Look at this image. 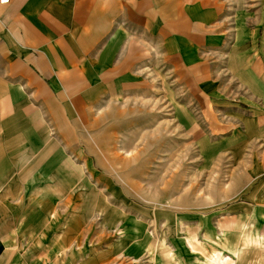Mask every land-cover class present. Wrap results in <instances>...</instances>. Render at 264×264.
<instances>
[{
  "label": "rangeland",
  "instance_id": "1",
  "mask_svg": "<svg viewBox=\"0 0 264 264\" xmlns=\"http://www.w3.org/2000/svg\"><path fill=\"white\" fill-rule=\"evenodd\" d=\"M229 2L260 14L258 0ZM4 41L0 237L12 264H232L245 231L250 260L264 255V133L248 127L262 103L232 98L226 65L220 95L159 64L104 99L101 86L40 90L37 70L8 67ZM47 97L63 98L58 116Z\"/></svg>",
  "mask_w": 264,
  "mask_h": 264
},
{
  "label": "crops",
  "instance_id": "2",
  "mask_svg": "<svg viewBox=\"0 0 264 264\" xmlns=\"http://www.w3.org/2000/svg\"><path fill=\"white\" fill-rule=\"evenodd\" d=\"M258 1L260 14L248 13L249 7L232 14L229 0H10L0 2V39L7 40L8 67H21L25 76L24 67L37 70L38 79L31 76L29 82L40 90L58 85L78 94L79 86L87 94L101 86L104 99L140 88L142 69L156 71L159 64L197 93L220 95L229 88L217 89L225 82L220 69L226 65L232 98L262 103L256 106L262 108L260 119L254 124L251 117L248 127L264 133V0ZM47 102L50 113L66 107L63 98ZM237 218L235 213L233 233L239 231ZM249 232H243V244L234 242L232 264L263 263L264 255L250 260L244 248ZM3 241L0 264H12Z\"/></svg>",
  "mask_w": 264,
  "mask_h": 264
},
{
  "label": "built area",
  "instance_id": "3",
  "mask_svg": "<svg viewBox=\"0 0 264 264\" xmlns=\"http://www.w3.org/2000/svg\"><path fill=\"white\" fill-rule=\"evenodd\" d=\"M10 0H0L1 3L5 4V3H9Z\"/></svg>",
  "mask_w": 264,
  "mask_h": 264
}]
</instances>
